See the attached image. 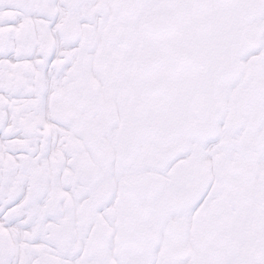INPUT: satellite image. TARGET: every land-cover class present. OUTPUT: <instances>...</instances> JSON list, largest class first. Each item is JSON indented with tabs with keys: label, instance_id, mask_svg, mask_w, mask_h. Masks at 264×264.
Listing matches in <instances>:
<instances>
[{
	"label": "snow or ice",
	"instance_id": "obj_1",
	"mask_svg": "<svg viewBox=\"0 0 264 264\" xmlns=\"http://www.w3.org/2000/svg\"><path fill=\"white\" fill-rule=\"evenodd\" d=\"M0 264H264V0H0Z\"/></svg>",
	"mask_w": 264,
	"mask_h": 264
}]
</instances>
